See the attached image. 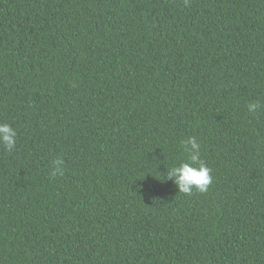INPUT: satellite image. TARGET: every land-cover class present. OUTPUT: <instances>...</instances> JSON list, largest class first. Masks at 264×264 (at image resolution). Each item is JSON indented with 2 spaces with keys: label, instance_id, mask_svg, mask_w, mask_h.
Returning <instances> with one entry per match:
<instances>
[{
  "label": "trees",
  "instance_id": "16d2710c",
  "mask_svg": "<svg viewBox=\"0 0 264 264\" xmlns=\"http://www.w3.org/2000/svg\"><path fill=\"white\" fill-rule=\"evenodd\" d=\"M0 122V264H264V0H0Z\"/></svg>",
  "mask_w": 264,
  "mask_h": 264
},
{
  "label": "clouds",
  "instance_id": "9594fccd",
  "mask_svg": "<svg viewBox=\"0 0 264 264\" xmlns=\"http://www.w3.org/2000/svg\"><path fill=\"white\" fill-rule=\"evenodd\" d=\"M187 5L188 0H184ZM261 103L252 101L247 104V112L255 116L261 110ZM17 130L7 122H0V146L11 153L16 148ZM182 146L188 153V159L166 168L165 179L172 180L179 193L192 195L193 192L205 193L213 181L211 169L201 159L200 143L196 137H188L182 141ZM51 176H63L64 160L62 157L53 161Z\"/></svg>",
  "mask_w": 264,
  "mask_h": 264
}]
</instances>
